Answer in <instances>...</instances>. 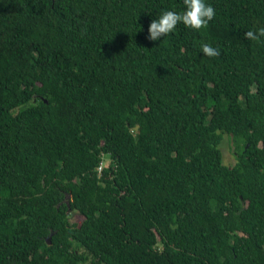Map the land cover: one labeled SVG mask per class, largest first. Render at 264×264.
Listing matches in <instances>:
<instances>
[{"label": "trees", "instance_id": "obj_1", "mask_svg": "<svg viewBox=\"0 0 264 264\" xmlns=\"http://www.w3.org/2000/svg\"><path fill=\"white\" fill-rule=\"evenodd\" d=\"M205 3L0 0V264H264V0Z\"/></svg>", "mask_w": 264, "mask_h": 264}, {"label": "clouds", "instance_id": "obj_2", "mask_svg": "<svg viewBox=\"0 0 264 264\" xmlns=\"http://www.w3.org/2000/svg\"><path fill=\"white\" fill-rule=\"evenodd\" d=\"M183 5L185 9L182 12L166 10L158 19L152 20L148 26L145 38L148 41L160 40L162 37L173 33L179 24H183L187 29L199 31L202 28H206L216 15L215 9L211 5L206 4L205 0H183ZM261 38H264V28H260L256 32L248 30L244 33V39L249 41H257ZM200 51L209 58L220 55L219 49L209 44H201Z\"/></svg>", "mask_w": 264, "mask_h": 264}, {"label": "rangeland", "instance_id": "obj_3", "mask_svg": "<svg viewBox=\"0 0 264 264\" xmlns=\"http://www.w3.org/2000/svg\"><path fill=\"white\" fill-rule=\"evenodd\" d=\"M220 149L222 152V157H223V162L226 164H231L234 161V157H233V148H232V143H231V139L228 136H223V138L221 139L220 143ZM108 158L107 157H103V162H107ZM81 220V216L77 213V212H73V213H69V217H68V221L72 224H77L79 223V221Z\"/></svg>", "mask_w": 264, "mask_h": 264}, {"label": "built area", "instance_id": "obj_4", "mask_svg": "<svg viewBox=\"0 0 264 264\" xmlns=\"http://www.w3.org/2000/svg\"><path fill=\"white\" fill-rule=\"evenodd\" d=\"M101 165H102V162H100L97 166H96V170L97 172H99L101 170Z\"/></svg>", "mask_w": 264, "mask_h": 264}, {"label": "water", "instance_id": "obj_5", "mask_svg": "<svg viewBox=\"0 0 264 264\" xmlns=\"http://www.w3.org/2000/svg\"><path fill=\"white\" fill-rule=\"evenodd\" d=\"M71 213H73V212H71ZM46 240H47V242H49V239H48V237L46 238Z\"/></svg>", "mask_w": 264, "mask_h": 264}]
</instances>
